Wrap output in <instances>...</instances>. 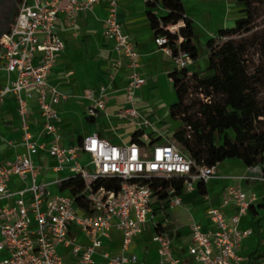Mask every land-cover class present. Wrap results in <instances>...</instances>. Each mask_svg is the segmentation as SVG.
I'll return each mask as SVG.
<instances>
[{"label":"built area","instance_id":"built-area-1","mask_svg":"<svg viewBox=\"0 0 264 264\" xmlns=\"http://www.w3.org/2000/svg\"><path fill=\"white\" fill-rule=\"evenodd\" d=\"M99 1L21 0L12 24L0 36V69L6 73L5 83L0 87V100L6 93L15 98L26 146V151L12 160L0 161V197L16 196L12 204L0 206V264H68L58 247L68 249L76 264H94L93 255L108 237L111 226L121 231L122 239L118 254L101 251L105 264H133L136 256L127 251L133 237L147 221H151L155 229L152 240L157 245L158 264H184L172 254L170 235L160 230L152 206L153 189L145 180L154 176H181L183 190H189L197 182L205 183L210 179L214 175V166H196L193 171L190 157L166 139L152 144L149 150L141 138L140 141L117 145L96 133L84 135L75 146L63 147L59 143L60 136L54 125L58 117L54 104L62 94L47 81L64 47L57 33L58 14L63 11L69 16ZM105 1V35L116 42L132 67L125 87L129 106L119 109L115 115L128 123H137L138 118L146 122L132 105L136 90L145 82L136 70L135 44L122 31L117 19L118 0ZM169 29L175 30L176 24L170 25ZM154 41L158 46L166 47V37L156 36ZM172 59L176 69L186 68L192 61L183 51ZM30 89L36 93L44 132L52 137L44 148L55 159V169H62L64 164L70 163L73 175H80L87 209L75 206L72 195L50 194L46 184L37 181L38 167L33 164L30 151L43 145L33 142L28 131L26 113L27 99L32 95ZM85 97L89 101L87 116L93 117L104 109L101 95L95 96L88 89ZM78 152L88 155L87 163L81 164L77 160ZM12 175L20 178L29 175L30 183L23 189L11 191L7 188V181ZM99 178H118L120 182L116 189L95 186ZM167 191L170 194L168 208L178 205L180 193H175L172 187ZM251 200L237 185H228L221 205L207 209L208 230L202 231L198 224L192 223L187 251L198 264H242L238 247L251 230L240 228L239 222L241 214L251 206ZM229 204H234L236 211L227 217L221 208ZM72 225L82 229L86 244L77 243L69 235ZM257 264H264V261Z\"/></svg>","mask_w":264,"mask_h":264},{"label":"crops","instance_id":"crops-1","mask_svg":"<svg viewBox=\"0 0 264 264\" xmlns=\"http://www.w3.org/2000/svg\"><path fill=\"white\" fill-rule=\"evenodd\" d=\"M145 2L146 0H118L117 19L122 31L130 36L137 50L134 58L136 70L144 77L145 82L136 90L132 105L146 122L138 118L137 123H128L115 115L119 109L129 106L125 87L132 67L116 42L105 35L107 2L101 0L90 8L77 10L69 16L63 11L58 14L57 33L64 47L57 56L47 81L62 94L54 104L58 115L54 125L63 147L78 145L84 135L91 133H96L113 144L125 145L131 142L136 130L143 132L140 138L147 146L148 134L161 138L165 133L173 134L178 129L179 121L171 117L168 111L169 105L176 100L169 75L175 66L167 48L158 46L154 41L155 33L150 26ZM181 3L185 15L192 22L193 42L198 53L197 58L190 61L186 68L189 73L196 72L205 76L208 74L207 41L217 37L220 29L234 25L235 20L242 16V4L238 0H181ZM156 11L163 12L160 4ZM5 80L6 73L0 69V87ZM88 89L95 96L101 95L105 103L104 109L93 117L86 114L89 101L85 97V91ZM30 91L32 95L27 99L26 113L28 131L33 142L43 145L30 151V158L38 167L37 181L45 183L52 195H69L67 189H59V183L73 175L71 164L55 169V159L44 148L52 137L44 132L36 93L33 89ZM22 134L16 100L6 93L0 100V161L12 160L17 154L26 151ZM77 160L85 164L89 157L78 152ZM29 183V175L24 178L12 175L7 181V188L17 191ZM232 184L252 198L251 206L240 216L239 227L251 230L238 247L241 263L257 264L264 261V175L261 165L248 166L239 159H225L214 165V175L204 183V192L195 184L191 189L181 191L178 205L167 207L164 214L155 212L160 230L171 237L173 256L180 258L184 264H198L187 251L192 223L198 224L202 231L208 230L210 219L207 209L219 207L227 186ZM15 197H0V206L12 204ZM221 209L229 217L236 211V206L229 204ZM154 230L152 222L147 221L133 237L127 251L136 256L133 264H158L157 245L152 240ZM68 232L77 243H87L80 227L72 225ZM121 239V231L111 226L108 237L93 255L94 264H105L101 256L102 250L111 255L118 254ZM58 251L68 264H76L68 249L58 247Z\"/></svg>","mask_w":264,"mask_h":264},{"label":"trees","instance_id":"trees-1","mask_svg":"<svg viewBox=\"0 0 264 264\" xmlns=\"http://www.w3.org/2000/svg\"><path fill=\"white\" fill-rule=\"evenodd\" d=\"M238 1L242 4V16L232 27L220 29L217 37L207 41L208 74L189 73L187 68H175L169 74L176 100L168 111L179 121L170 141L190 157L193 171L196 166L239 159L248 166L260 164L264 175V102L259 97V87L264 86V27L255 29L258 5L264 0ZM145 4L155 37L167 38L164 46L170 49L171 56L183 51L195 60L198 53L192 22L185 15L181 0H146ZM159 4L161 13L156 11ZM173 24L176 29L170 30ZM251 49L261 61L252 62L248 56ZM142 134L136 130L131 141H140ZM148 136L147 145L160 139L151 133ZM183 180L181 176H154L145 180L153 189L154 212L164 214L170 195L167 188L181 193ZM119 182L118 178H99L94 185L116 189ZM196 184L204 192V183ZM59 189H67L75 206L87 209L80 175L62 180Z\"/></svg>","mask_w":264,"mask_h":264},{"label":"flooded vegetation","instance_id":"flooded-vegetation-1","mask_svg":"<svg viewBox=\"0 0 264 264\" xmlns=\"http://www.w3.org/2000/svg\"><path fill=\"white\" fill-rule=\"evenodd\" d=\"M20 1L21 0H0V36L12 24Z\"/></svg>","mask_w":264,"mask_h":264},{"label":"rangeland","instance_id":"rangeland-1","mask_svg":"<svg viewBox=\"0 0 264 264\" xmlns=\"http://www.w3.org/2000/svg\"><path fill=\"white\" fill-rule=\"evenodd\" d=\"M258 15L256 17V21H255V29L257 31H259L262 27H264V1H262L261 3H259L258 5ZM249 58L252 60L253 63L258 62L259 60L261 61V59H259V56L254 52L253 49L250 50L249 53ZM260 93H259V97L262 100V102H264V86H260L259 87ZM166 138L168 139H172L173 138V134L172 133H165L164 136H162L159 141H164ZM146 149H150V145L146 146Z\"/></svg>","mask_w":264,"mask_h":264}]
</instances>
